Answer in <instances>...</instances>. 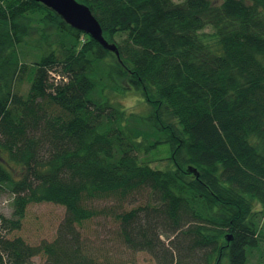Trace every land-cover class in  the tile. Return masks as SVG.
<instances>
[{
  "label": "trees",
  "instance_id": "trees-1",
  "mask_svg": "<svg viewBox=\"0 0 264 264\" xmlns=\"http://www.w3.org/2000/svg\"><path fill=\"white\" fill-rule=\"evenodd\" d=\"M78 1L119 55L41 2L0 0V192L14 195L0 213V264H98L75 225L99 214L132 248L170 250L158 230L176 234L178 261L160 264H264V0ZM102 73L149 114L101 96ZM162 144L165 169L144 160ZM142 192L149 202L129 211L88 205ZM41 202L66 207L57 238L5 234Z\"/></svg>",
  "mask_w": 264,
  "mask_h": 264
},
{
  "label": "rangeland",
  "instance_id": "rangeland-1",
  "mask_svg": "<svg viewBox=\"0 0 264 264\" xmlns=\"http://www.w3.org/2000/svg\"><path fill=\"white\" fill-rule=\"evenodd\" d=\"M213 1L220 4L223 0ZM34 50V48L23 47V61L31 66L34 65V61L39 57ZM28 51H30L29 54H27ZM99 84L97 92L101 96L109 95L113 101L143 116L149 114L147 103L142 100V97L138 93L134 91L127 92L126 94L115 92L112 89L111 82L109 83L103 73ZM17 88L21 93L26 94L30 89V83L24 78V80L17 84ZM170 154L171 150L169 144H162L154 149L151 154L145 156L144 160L151 163L154 167L165 169L170 165L168 159ZM13 196V193H10L8 190L0 192V213L7 216L11 215L13 211ZM149 200V194L147 192H142L137 193L124 202L110 197L89 201L88 205L97 209H106L107 211L112 209L116 212H122L129 211L139 205H144L149 202ZM258 208H260V205H257V209ZM66 211V207L60 204L51 202L31 203L27 208V213L21 229L12 232H7L5 228L3 229L5 234L9 237L21 236L31 245H39L45 240L47 242H52L57 238L59 229L64 223ZM75 226L80 235L81 244L79 246L82 253L87 254L89 259H95L98 264H160L168 261L171 257L175 263L179 259V251L175 250V247L171 245V241L173 238L175 240L177 235L172 234V237H169L170 232L165 228L159 229L158 233L161 240L164 241L167 246L169 245L167 248L173 247V249L170 250L136 249L128 246L122 237L120 222L110 214L96 215L86 220L82 227L78 224ZM161 226L164 227L166 225ZM66 237L67 240H71V238L73 240V237L75 239V236L66 235ZM82 242L84 244H82ZM185 263L190 264L191 262ZM28 264H47V256L45 254L35 255L30 258Z\"/></svg>",
  "mask_w": 264,
  "mask_h": 264
},
{
  "label": "water",
  "instance_id": "water-1",
  "mask_svg": "<svg viewBox=\"0 0 264 264\" xmlns=\"http://www.w3.org/2000/svg\"><path fill=\"white\" fill-rule=\"evenodd\" d=\"M47 7L55 10L72 27L79 29L101 43L105 48L115 51L119 55V50L115 43H110L103 35L100 22L93 15L90 7L78 0H36ZM189 171L196 173L197 168L189 167ZM229 235L228 239H231Z\"/></svg>",
  "mask_w": 264,
  "mask_h": 264
}]
</instances>
